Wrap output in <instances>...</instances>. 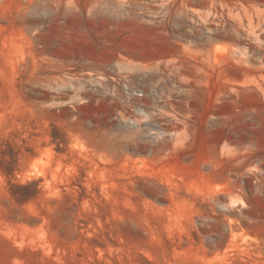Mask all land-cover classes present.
Wrapping results in <instances>:
<instances>
[{
	"label": "rangeland",
	"instance_id": "374dc122",
	"mask_svg": "<svg viewBox=\"0 0 264 264\" xmlns=\"http://www.w3.org/2000/svg\"><path fill=\"white\" fill-rule=\"evenodd\" d=\"M13 154L0 264H264V0H0Z\"/></svg>",
	"mask_w": 264,
	"mask_h": 264
},
{
	"label": "trees",
	"instance_id": "16d2710c",
	"mask_svg": "<svg viewBox=\"0 0 264 264\" xmlns=\"http://www.w3.org/2000/svg\"><path fill=\"white\" fill-rule=\"evenodd\" d=\"M59 137L60 136H54L55 139H60V141L58 142L59 144L65 141L64 138ZM16 163L17 158L15 157V154L12 155L11 160H7L6 156H3V158L0 160L2 170L7 175H12L14 173ZM3 165H6V167H3ZM37 184V181L28 182L20 186V188L24 190L23 192H13V194L17 197L20 202L28 201L39 194L40 190L37 188ZM29 188H32L31 192L27 191Z\"/></svg>",
	"mask_w": 264,
	"mask_h": 264
}]
</instances>
